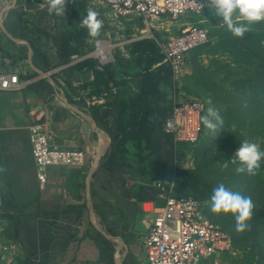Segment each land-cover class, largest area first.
Listing matches in <instances>:
<instances>
[{"label": "crops", "instance_id": "0c3cea01", "mask_svg": "<svg viewBox=\"0 0 264 264\" xmlns=\"http://www.w3.org/2000/svg\"><path fill=\"white\" fill-rule=\"evenodd\" d=\"M14 2L15 0H0V71L28 74L27 79H22L28 82L20 89L0 91V180L2 183V177L5 178L12 194V200H8L3 191L6 210L0 211V264H133L129 257L126 262L127 254L122 252L123 244L129 246L128 237L126 242L123 235L124 226L122 227L127 215L123 216L120 224H110L111 219L102 220L95 207L93 182L97 181L104 194L107 193L105 188L110 182L119 200L132 196L130 200L140 204L141 215H137L136 222H129L127 225L131 226H127L125 231L133 238H138V235H132L134 233L131 230L134 227L136 229L139 218L142 219L145 214L153 217L152 213L145 211L143 203L163 205V189L155 184L159 189L157 200L138 201L137 192L131 189V185L140 184L141 187L152 183L134 169L129 159H126L130 164L125 167L127 172L115 175H112L110 166H101L102 159L90 177L89 202L88 172L97 159L99 149L108 140L110 143L107 144L104 155L112 145L113 137L140 138L141 135L149 134L150 127L156 123L157 89L160 94L163 92L161 84L159 83V87L156 84L157 74L152 77L144 76L142 67L145 66L139 63L136 53H129V49L124 46L139 39L118 41L107 29H101V35L92 38L80 22L86 17L87 10L93 9V4L97 6L99 14L103 11L104 14L109 13L112 24L117 28L120 27L119 24L123 28V23L117 18H141L146 37L140 38L144 40L135 45L144 48L138 55L143 56L142 61L147 62L149 68L153 60L149 49L151 46L146 41L156 39L150 34L155 28L148 27L145 18L138 14L117 17L101 0H68L66 11L60 16L48 12L47 0ZM170 20L162 18L154 24L162 22L161 25H164ZM106 24L103 21V25ZM172 35L176 34L169 31L160 33L158 43L154 40L157 45L156 53L163 54L160 43ZM23 38L27 39L30 49ZM100 38L114 43V59L105 64H100L96 57L89 56L94 49V40ZM32 45L37 49L35 56ZM121 47L123 50L115 55L114 51ZM29 54L34 66L29 62ZM131 55L135 62L132 67L124 70L120 68L118 62L123 66L129 65L127 60ZM189 56L188 53L187 68L179 82L174 81L171 67L166 62L170 68V81L178 88L182 87L183 78L189 73ZM115 61L114 77H110V69L105 67ZM157 63L160 62H156V67ZM156 67L151 71L156 72ZM110 80H115L112 88ZM180 93L185 94V90ZM181 102L185 101L175 95L173 108L176 103ZM170 112L171 109L167 118L172 114ZM86 119L91 123L89 138L81 130ZM43 121H48L52 126L57 145L65 148L88 147L90 150L84 167L57 166V170L49 173L48 183L41 190L32 154L29 126ZM161 129L164 131L163 127ZM146 140L149 143L147 147L154 149L157 142L162 141L155 134ZM171 140L173 142L172 138ZM171 144H166V147L171 148ZM180 144L175 146L176 151ZM122 146L126 149L123 144ZM116 183L124 186L119 189ZM164 187L168 189L169 185ZM101 197L103 196L97 197L99 202ZM84 202L86 206L82 204ZM25 206L27 208L19 212L18 230L15 231L10 215L17 213L18 207ZM125 211H128L127 208ZM110 226L115 228L113 232L108 231ZM11 245L14 247L11 248ZM4 246L10 248L4 250ZM127 249L129 256L131 252L129 247Z\"/></svg>", "mask_w": 264, "mask_h": 264}, {"label": "trees", "instance_id": "16d2710c", "mask_svg": "<svg viewBox=\"0 0 264 264\" xmlns=\"http://www.w3.org/2000/svg\"><path fill=\"white\" fill-rule=\"evenodd\" d=\"M229 42L230 40L222 41L220 46L225 47ZM32 49L35 56L37 49L33 45ZM189 54L192 71L183 79L184 90L188 94L205 97L208 103L200 98L205 103L203 116H205L209 107H213L218 110L220 117L223 119V124L218 125L215 132L211 130L204 132L205 126L202 123V133L196 146L199 147L194 155L195 165L193 167L181 166L176 169L174 176L176 190L174 194H193L198 199L207 200V198H211L213 189L222 183L233 191H239L242 195L251 197L255 204V209L249 231L238 233L235 230L234 217L230 214L217 215L212 213L210 201L205 208V214L213 222L219 223L231 236L232 246L235 250H245L258 254L257 252L260 251L264 243V159L261 160L260 168L255 175L236 173L235 169L240 166V163L238 160L236 163H232L231 160L235 157L236 150L240 147L241 142L245 140L255 143L254 140L260 137L258 148L260 151H264V55L260 56L261 53L257 55V57L262 59L259 67L256 66L245 70L242 63L236 68L223 64L221 65V71L213 76L211 67L216 66L217 69V65L222 64V62L213 57L218 54V51H216L211 42L191 50ZM204 58L210 60V65L204 62ZM34 59L33 61L36 64ZM3 64L4 61L2 60L1 65ZM4 68L8 70L7 67ZM19 76L21 80L27 79L28 74H19ZM227 81L229 83L226 85ZM47 84L51 86L50 83ZM50 89L52 90V88ZM172 111L173 105L170 113ZM160 125V122H156L155 126H151L149 129L150 135L144 134L139 137L150 139L151 135L155 134V136L161 138L162 141H158L157 145L155 142V157L158 160L174 161L171 148L166 147V139L173 143L171 140L172 136L161 131L162 126ZM217 140L223 141L220 149L215 146ZM127 156L128 152L122 146V143L113 141L108 152L103 157L101 166H110L112 175L116 173L125 174L127 172L125 169L126 165H130L126 160L129 159V156ZM225 162H228L227 168L223 166ZM116 185L119 189L124 186L118 183ZM139 188L136 193L138 201L157 200L159 193L157 186L146 184ZM105 190L107 193L104 194L97 181L93 182L92 193L95 207L102 220L108 221L111 219L110 224H116L117 222L120 224L123 216L127 215L126 220L122 224V227L124 226L123 235L127 242V232H125L127 224L136 222L137 215H141L140 204L131 201L130 197L132 196L119 200L113 184L110 182H108ZM100 195L103 197H101L102 200L99 202L97 197H100ZM82 204L86 206V202ZM5 205L4 199L3 209L6 210ZM26 208L27 206L18 207V212L16 211L17 213L10 215L15 231L18 230L19 212H23ZM126 208L127 212L125 211ZM114 230L115 228L111 226L108 228L110 232ZM132 235L134 236V234ZM104 240L108 241L107 238H104ZM259 256L260 264H264V255Z\"/></svg>", "mask_w": 264, "mask_h": 264}, {"label": "built area", "instance_id": "2783aa9c", "mask_svg": "<svg viewBox=\"0 0 264 264\" xmlns=\"http://www.w3.org/2000/svg\"><path fill=\"white\" fill-rule=\"evenodd\" d=\"M117 16L138 14L145 18L148 27L162 18L177 19L181 15L201 14L208 4L205 0H101ZM208 30L198 25H189L180 34L161 42L164 60L172 70L173 79L179 82L187 68L188 53L209 41ZM94 49L89 56L96 57L100 64L113 61V47L109 39L94 40ZM17 72L0 71V91L23 88ZM205 103L199 99L176 103L172 114L166 119L163 129L172 136L174 145L182 142L197 143L203 124ZM32 154L37 168L39 187L44 190L49 180V166L84 167L88 147L65 148L55 143L54 132L48 121L34 122L29 126ZM163 189L165 203L144 202L145 211L152 213L151 223L143 243L146 257L141 264H209L204 260L214 259L218 254L232 249L231 236L219 223L208 218L204 211L205 200L192 195L174 194V183ZM4 206L3 188L0 180V211ZM14 245H11V248ZM10 246H4L8 250Z\"/></svg>", "mask_w": 264, "mask_h": 264}, {"label": "rangeland", "instance_id": "374dc122", "mask_svg": "<svg viewBox=\"0 0 264 264\" xmlns=\"http://www.w3.org/2000/svg\"><path fill=\"white\" fill-rule=\"evenodd\" d=\"M206 1V0H205ZM93 10L98 11L97 6L93 4ZM105 11L101 12L99 14V19L101 18L103 21H106L107 24L103 25L102 29L105 31V29L109 30L112 34L113 38H115L118 41L127 40V39H139V41L131 42L133 44H125L124 46L127 47L129 51H133V53L137 54V60H139V63L142 64L145 67H142V69L145 71L143 75H150L151 77L153 75L157 74V85L159 87V83L161 84V90L163 93H159L157 96V108H156V122H160L163 127V123L166 119V117L169 115V110L171 109L172 102L174 99V96L176 95L179 99H183L184 101L191 100L193 98H201L206 103L208 101L203 96H195L192 94H181L180 91L184 92V80L182 82V87L179 89L174 82L171 80V73L169 65L164 61V56L161 52L156 53L157 51V45L155 44L154 40L158 43V40L161 39L159 36L160 33L164 32H171V34H179L181 30L189 25H198L201 27H204L208 30L210 41L207 43H212L213 46L216 48V51H218V54H216L213 57H216L219 61L222 62V64L211 67V70L213 73H211L213 76L215 74L219 73L221 71V65L228 64L232 67H238L240 63L244 64L243 69L247 70V68H254L256 66L259 67V63H261L262 59L257 57V55L260 56L264 55V22H259L250 25V32L248 34H245L243 38L235 37L231 34L230 31H228L226 25L223 24V21L221 18L215 16V9L208 4L205 11H203L199 15H195L192 13L184 14L178 17L177 19H173L165 23L164 25H161L162 22H158V28L153 29L150 34L154 35L156 39L152 38V40H147L146 42L151 46L149 49L152 52V60L151 66L149 68L147 62H143V56H139L138 53L141 51L143 52L140 46L135 45L136 43H140L144 39H140L145 36V31H143V28L145 27L144 22L141 18L138 16H134L132 20L129 19H118V21H121L123 23L119 24L120 27H115L112 22V17L109 16V13L104 14ZM9 29V28H8ZM10 30V29H9ZM225 31V32H224ZM168 34V33H167ZM146 39V38H145ZM230 40L229 43L225 45V47H221L220 43L222 41ZM123 50L122 47L120 49H116L114 51L115 55L118 54L119 51ZM126 51V52H127ZM130 53V52H129ZM159 57V58H158ZM133 55H131L127 62L129 65H121L118 62V66L122 68L123 70L130 69L132 67V64L135 62L132 61ZM158 59V60H157ZM160 60V61H159ZM119 61V60H118ZM156 62L157 67H156ZM204 62L206 64L210 65V60H207V58H204ZM116 61L114 63H111L110 65H107L105 68L110 69V77H114V69ZM117 66V67H118ZM156 67V72H153L151 70H154ZM120 69V70H122ZM150 69V70H149ZM189 73L192 71V67L188 68ZM210 72V70H208ZM188 73V74H189ZM186 74L183 79L186 78L188 75ZM217 77V76H216ZM135 79V77H134ZM112 82H115L113 80ZM110 80V88H112L113 83ZM223 82V81H221ZM229 83V81L226 82V85ZM173 84V85H172ZM173 86V90H172ZM111 92V91H110ZM113 93V91H112ZM200 99V100H201ZM246 105V104H244ZM209 106V105H208ZM207 114V111H206ZM205 114V115H206ZM210 130L204 127V132H209ZM204 135V133H203ZM260 137L256 138L255 144L259 146ZM167 140V145H169L170 141ZM258 140V141H257ZM113 141H120L127 149L128 156H129V162L133 164L134 169L138 171L140 175L144 177L145 180L150 181L149 183H152L153 186H158L159 183L163 185H169V187L174 182V191L176 190V181L174 180L176 169L179 167H193L195 165L196 160L194 159V155L196 152V149L199 147H196L198 143L190 144V143H181L176 151L175 145L171 144V150L172 155L174 157V161H164V160H158L155 157V149L150 147H147L149 144L148 141L142 137H133V136H122V137H113ZM257 141V142H256ZM223 145V141L217 140L215 143V146L217 149H220ZM169 147V146H168ZM181 148V149H180ZM176 151V153H175ZM127 156V157H128ZM86 158L88 159V155H86ZM57 170V166H49V173L52 170ZM166 183V184H164ZM156 184V185H155ZM140 185V184H139ZM138 184L131 185V189L133 191H138ZM2 186L4 194L6 195L8 200H12V194L10 190V186L6 183V180L4 177H2ZM182 195H193V194H182ZM194 196V195H193ZM210 198L205 199V202L207 205H209ZM151 215L145 214L142 219L139 218V221L137 222L136 229L131 230V233H134L135 236L138 235V238L131 237L127 235L128 237V244L129 246H126L123 244V250L122 252L127 254L126 262L128 261V257L131 258V262L133 264H140L139 261L142 258L146 257V250L143 247V239L147 233V227H149V224L151 223ZM131 225H128V228H130ZM127 231H129L127 229ZM130 249V255L128 256V249ZM262 248L260 249L258 254L252 253L250 251L245 250H235L233 247L229 251L221 252L218 254L214 259H211L209 262L208 260H204L203 263H209V264H260L259 262L260 256L264 255V243ZM229 252V253H227Z\"/></svg>", "mask_w": 264, "mask_h": 264}, {"label": "clouds", "instance_id": "9594fccd", "mask_svg": "<svg viewBox=\"0 0 264 264\" xmlns=\"http://www.w3.org/2000/svg\"><path fill=\"white\" fill-rule=\"evenodd\" d=\"M67 2L68 0H47L48 12L57 16L64 15ZM206 3L215 9V16L221 18L228 31L235 37L243 38L250 32V25L264 22V0H206ZM98 17L99 13L89 8L86 17L80 22L81 26L87 28L88 35L92 38L101 35L103 21ZM201 119L204 126L213 132L217 130L218 125L223 124L218 110L213 107H209L207 114ZM262 159L264 151H260L255 143L245 140L241 142L231 162L236 163L238 160L240 163L235 169L236 173L255 175ZM223 166L227 168L228 162ZM254 209L255 204L251 197L244 196L239 191H233L222 183L213 189L210 198L211 212L217 215H232L238 233L251 229Z\"/></svg>", "mask_w": 264, "mask_h": 264}, {"label": "water", "instance_id": "95a60500", "mask_svg": "<svg viewBox=\"0 0 264 264\" xmlns=\"http://www.w3.org/2000/svg\"><path fill=\"white\" fill-rule=\"evenodd\" d=\"M16 1H17V0H15L14 3H16ZM22 40H24V41L26 42V44H27V46H28V48H29V47H30V44L27 42V39L23 38ZM29 49H30V48H29ZM28 59H29L30 64H31L32 66H34L32 60H31L30 54L28 55ZM37 70H38L40 73L44 74L43 71H41V70H39V69H37ZM48 75H49V74H48ZM50 80H51V77H50ZM90 124H91L90 121H89L88 119H86V120L83 122V124H82V128H81L83 134H84L87 138H89ZM109 143H110V141L108 140V141L104 144L103 148L99 149L97 159H96V161L94 162V164L91 166V168H90V170H89V172H88V178H89V179H88V190H89V191H88V199H89V202L91 201L90 177H91V175H92V172H94V170L100 165V163H101V161H102V159H103V155H104V153H105V148L107 147V144L109 145ZM91 210H92V212H93V209H92V208H91ZM108 234H109V233H105V235H108ZM109 235H112V234H109Z\"/></svg>", "mask_w": 264, "mask_h": 264}]
</instances>
